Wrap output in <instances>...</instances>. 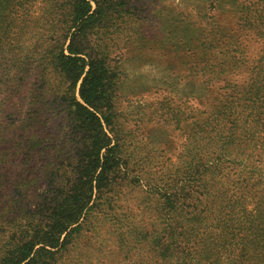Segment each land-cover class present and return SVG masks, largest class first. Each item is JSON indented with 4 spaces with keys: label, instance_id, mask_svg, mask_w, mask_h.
I'll return each instance as SVG.
<instances>
[{
    "label": "trees",
    "instance_id": "obj_1",
    "mask_svg": "<svg viewBox=\"0 0 264 264\" xmlns=\"http://www.w3.org/2000/svg\"><path fill=\"white\" fill-rule=\"evenodd\" d=\"M31 1L0 0V264L61 263L73 235L89 216H113L116 206L109 193L118 186L129 158L110 123L116 69L108 61V43L97 35L103 34L105 26L113 28L117 21L121 20V25L128 20L130 0H47L48 7L38 18L44 25L36 27L26 24L32 7H22ZM232 6L208 7L238 18L235 25L213 26L209 36L198 41V50L206 59L213 49H225L219 52L229 55L224 62L231 61L238 68L248 62V41L239 35L243 29L254 44L261 41L258 57L252 59L245 96L214 115L207 136L186 141L190 146L208 148L210 153L190 151L179 175H170L169 185L163 181L156 189L161 225L148 232L125 221L117 228L126 229L117 236L125 263H131L130 254L138 252L135 256L147 253V258L133 264H215L210 258L213 254L204 253L205 248L196 244L197 224L204 213L200 203L211 196L207 190L214 178L216 187L224 184L221 173L226 164L240 167L250 180L264 179L256 167L263 164L264 157V0H254L252 7H238L233 0ZM48 21L50 26H46ZM176 28L169 34L174 43L186 46L189 32ZM37 30L50 37L40 45L39 61H30L36 52L23 49L22 39ZM42 66L50 69L54 81L47 79ZM47 95L59 100L57 107L67 123L61 144L68 151L57 153L54 161L46 164L53 141L46 138L44 130L46 122L56 116L45 109ZM237 108L242 109L240 113ZM253 147L259 153H245ZM37 164L41 165L35 169ZM33 170L48 175L47 186L28 200L27 193L32 191L28 182L35 185L40 178ZM226 192L221 188L216 191L211 205L216 201L222 204ZM259 206L249 218L264 227V206ZM256 248L250 257L243 253L240 257L244 259L235 264H264V247Z\"/></svg>",
    "mask_w": 264,
    "mask_h": 264
},
{
    "label": "rangeland",
    "instance_id": "obj_2",
    "mask_svg": "<svg viewBox=\"0 0 264 264\" xmlns=\"http://www.w3.org/2000/svg\"><path fill=\"white\" fill-rule=\"evenodd\" d=\"M236 1L238 7H252L254 0ZM130 4L131 16H125L127 21L119 25V20L113 28L105 26L103 34L97 35L108 43V61L116 69L110 123L119 145L129 157L118 186L109 193L116 209L112 217L103 213L89 216L79 232L73 235L72 246L58 264H133L139 262L137 259L147 258V253L135 256L137 252L130 254L131 263L123 262L124 253L117 236L126 229L118 231L117 228L125 221L141 225L148 232L161 225L157 219L162 208L156 189L164 184L163 181L169 185L170 175H179L190 151L210 153L208 148L190 146L186 141L207 136L211 131L208 124L214 115L217 117L235 99L245 96L246 82L252 77V59L258 57L261 41L254 44L246 28L239 35L241 40L248 41V44L241 42L242 47H248L245 52L248 62L238 68L231 61L224 62L229 55L219 52H225V49H213L206 59L199 53L198 41L208 37L213 26L235 25L238 18L231 19L228 13L208 7L229 8L233 0H130ZM22 7H32L34 15L26 14L30 17L26 24L31 22L30 25L36 27L43 23L38 18L48 7L47 0H32ZM53 20L59 18L53 17ZM53 23L56 30L59 29L60 25L56 21ZM46 26H50V21ZM176 27L190 33L186 46L174 43L176 40L169 34ZM47 35V32L37 30L22 39L23 49L29 47L36 52L30 61L41 58L38 52L40 45L49 39ZM42 68L47 79L54 81L55 76L49 75L50 69ZM36 69L40 70L39 67ZM44 104L48 114L56 115L46 122L44 130L46 138L53 141V148L48 149L49 154L45 156L47 164L54 161L57 153L68 151L61 144L67 123L61 108L57 107L59 100L47 95ZM241 110L235 109L237 113ZM252 150L259 153L255 147L244 151L249 154ZM262 160L263 164L256 167L259 168L257 172L264 175V157ZM33 171L40 178L38 184L28 182L27 186L32 190L27 193L28 200H33L47 186L48 175L44 177L37 170ZM221 177L224 184L216 187L214 178V184L207 190L211 196H206L200 203L204 213L201 224H197L200 229L196 244L198 248H205L204 253L213 254L210 258L215 264H235L244 259L240 257L243 253H247V258L255 247L257 250L264 247L262 223L249 218L256 205L264 206V197L260 199L264 195V179L250 180L246 171L230 164L223 167ZM220 188L228 192L222 204L218 205L216 201L214 206H218L214 208L211 205L213 195Z\"/></svg>",
    "mask_w": 264,
    "mask_h": 264
}]
</instances>
